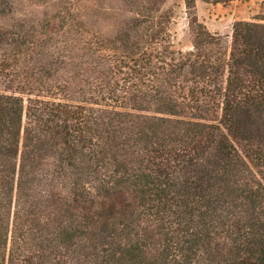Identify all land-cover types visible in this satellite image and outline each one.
Segmentation results:
<instances>
[{
	"label": "trees",
	"instance_id": "1",
	"mask_svg": "<svg viewBox=\"0 0 264 264\" xmlns=\"http://www.w3.org/2000/svg\"><path fill=\"white\" fill-rule=\"evenodd\" d=\"M58 1L59 36L0 26V264H264V0H184L187 52L166 0L111 36ZM197 1L256 12L224 38ZM44 68L84 103L17 95Z\"/></svg>",
	"mask_w": 264,
	"mask_h": 264
},
{
	"label": "rangeland",
	"instance_id": "2",
	"mask_svg": "<svg viewBox=\"0 0 264 264\" xmlns=\"http://www.w3.org/2000/svg\"><path fill=\"white\" fill-rule=\"evenodd\" d=\"M75 9L82 12L87 11L89 18L86 26L102 36L114 34L124 21V17L126 19L127 16L125 7L120 0H85L82 3L77 2ZM163 10L168 11L172 16L169 31L174 50L190 51L192 49V38L189 32L184 0H166ZM195 12L198 21L210 33L226 38L230 37L232 27L236 22L250 21L255 15L256 8L252 3L243 4L239 1L226 6L197 1ZM64 18H66V15L61 9V2L58 0L0 1L1 27L8 28L17 23H24L33 31L32 34L39 39L44 38L47 40V35L52 34L53 31L57 35L61 34L62 28L65 26ZM85 20H87V17ZM37 52H40V50H37ZM36 74L37 76L31 79L33 86H35L33 92L25 89L18 91L17 95L25 100L29 96L39 95L49 101L70 104L84 103L85 98L77 91L75 93H65L61 90H55L53 87L56 83L54 79L48 77L47 68H44V70L39 69ZM22 85V83H19L14 87H21ZM75 85L80 86V83ZM40 86H42L40 89L42 91L39 92L38 88Z\"/></svg>",
	"mask_w": 264,
	"mask_h": 264
}]
</instances>
